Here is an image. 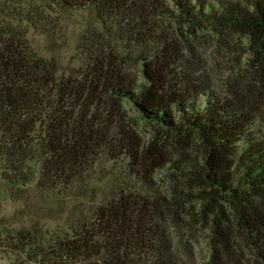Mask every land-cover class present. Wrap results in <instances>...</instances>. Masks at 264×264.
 <instances>
[{
    "label": "trees",
    "instance_id": "obj_1",
    "mask_svg": "<svg viewBox=\"0 0 264 264\" xmlns=\"http://www.w3.org/2000/svg\"><path fill=\"white\" fill-rule=\"evenodd\" d=\"M3 4L1 180L57 199L96 177L109 187L67 229L0 231L12 264H264V0ZM49 12L85 13L66 65L13 24H49ZM205 30L238 59L221 84L197 48ZM229 35L246 49L220 41ZM197 226L202 260L186 239Z\"/></svg>",
    "mask_w": 264,
    "mask_h": 264
},
{
    "label": "rangeland",
    "instance_id": "obj_2",
    "mask_svg": "<svg viewBox=\"0 0 264 264\" xmlns=\"http://www.w3.org/2000/svg\"><path fill=\"white\" fill-rule=\"evenodd\" d=\"M3 2L4 0H0V10L5 7ZM23 16L34 21L28 12ZM12 17L14 16L12 15ZM49 17L52 22L36 27L19 19L13 24H18L21 30L26 33L28 42L39 55L47 58L54 57L66 65L77 52L79 38L86 21L85 13L59 18L56 13L49 12ZM215 36L213 31H202L200 32L201 39L196 44L203 61L207 64L209 73L213 76V81L221 84L228 73L227 69L237 64L238 59L235 57L236 54L231 53L228 49L222 50L223 47ZM220 41L229 47L235 43V46L239 45L242 49H246V41L241 38L237 39L229 35ZM240 56L243 61L247 59L245 53L241 52ZM129 115L132 118L138 117L133 110L129 111ZM139 131L145 139H149L154 133L153 128L140 121ZM123 163L117 160L116 164L103 163L98 167H121ZM96 178L91 182L75 184L70 196L64 199L39 193L32 187L20 189L10 186L0 178V231L8 229V227L11 229L10 226L18 229H40L51 233L67 229L71 221L80 217L81 213H85L95 202H100L109 190L106 182L97 181ZM157 185L158 192L164 196L168 191L167 180H160ZM206 229V227L197 226V229L191 232L195 237L191 238L186 235L190 251L199 260L207 255L208 231ZM2 250L0 248V264H12L13 257L8 253H1Z\"/></svg>",
    "mask_w": 264,
    "mask_h": 264
}]
</instances>
